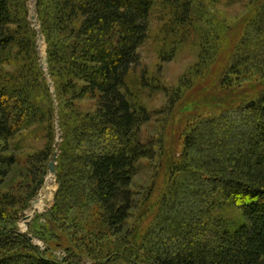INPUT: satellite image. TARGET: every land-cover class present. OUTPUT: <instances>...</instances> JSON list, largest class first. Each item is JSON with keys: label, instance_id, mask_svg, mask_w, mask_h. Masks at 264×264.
<instances>
[{"label": "trees", "instance_id": "16d2710c", "mask_svg": "<svg viewBox=\"0 0 264 264\" xmlns=\"http://www.w3.org/2000/svg\"><path fill=\"white\" fill-rule=\"evenodd\" d=\"M156 1L37 0L39 30L29 19L28 0H0V185L16 162L8 151L11 140L32 126L48 125V144L29 160L30 167H40L53 152L59 122L65 193L87 188L101 205L107 228L127 233V219L138 204V163L154 158L157 144L141 140L150 114L133 103L127 77L140 64ZM166 2L186 15L205 1ZM252 11L245 38L233 44L238 48L221 72L222 92L234 86L231 74L253 69L264 80V0H256ZM37 34L47 43L54 88L40 65ZM87 101L92 106L84 112L79 103ZM230 105L215 117L191 121L181 154L166 155L169 176L158 189V208L146 227H135L122 260L264 264V88L255 99ZM4 211L0 204L1 222ZM41 225L51 230L49 223ZM84 235L93 247L104 245L95 235ZM84 247L100 264L111 255L102 250L101 258L100 251L95 255L91 246ZM67 252L56 257L15 229L0 227V264H82V255Z\"/></svg>", "mask_w": 264, "mask_h": 264}, {"label": "rangeland", "instance_id": "374dc122", "mask_svg": "<svg viewBox=\"0 0 264 264\" xmlns=\"http://www.w3.org/2000/svg\"><path fill=\"white\" fill-rule=\"evenodd\" d=\"M204 1L202 7L189 8L185 15L171 2L157 0L148 39L140 47V64L127 77L133 103L144 106L150 114V119L141 126V140L157 142L155 157L143 158L138 163L134 177L138 204L127 219V233L116 235L107 228L101 205L84 189L87 185L84 190L69 189L65 193L62 186L68 184L60 178L62 172L59 174L63 141L59 122L54 126L53 152L40 167H30L29 160L48 144L45 136L48 125L32 126L11 140L8 151L16 156V162L0 185V204L5 207L6 221H0V227L15 229L41 250H48L59 258L71 250L82 255V264H98L87 257L86 245L91 246L95 255L100 251L101 258L102 250L111 253L101 264H128L122 260L121 250L129 245L135 227L138 224L146 227L151 212L157 210L158 189L169 176L165 172V157L170 153L181 154L185 134L191 130L190 122L201 116L215 117L227 105L238 107L242 102H249L264 88V80L253 69L231 74L234 86L226 92L219 87L221 72L231 51L238 48L233 44L245 38V23L253 14L256 0ZM36 4L37 0H28L29 19L40 30ZM37 50L40 65L44 62L48 71L47 43L42 34H37ZM48 85L54 88L50 76ZM91 106V101L79 103L84 112ZM55 153L54 172H51ZM42 223H49L51 230L43 229ZM84 234L95 235L104 245L93 247V239Z\"/></svg>", "mask_w": 264, "mask_h": 264}, {"label": "water", "instance_id": "95a60500", "mask_svg": "<svg viewBox=\"0 0 264 264\" xmlns=\"http://www.w3.org/2000/svg\"><path fill=\"white\" fill-rule=\"evenodd\" d=\"M41 67L46 71V76L49 77V73L47 71V68H46V65L44 64V62H42ZM56 157H57V153H55L54 158H53V160L50 163V170H51V172H54L55 159H56Z\"/></svg>", "mask_w": 264, "mask_h": 264}, {"label": "bare ground", "instance_id": "6f19581e", "mask_svg": "<svg viewBox=\"0 0 264 264\" xmlns=\"http://www.w3.org/2000/svg\"><path fill=\"white\" fill-rule=\"evenodd\" d=\"M36 204V203H35ZM41 206H42V203H41Z\"/></svg>", "mask_w": 264, "mask_h": 264}]
</instances>
